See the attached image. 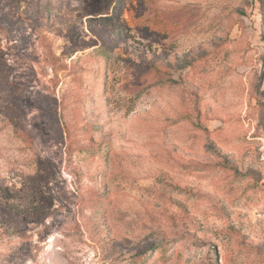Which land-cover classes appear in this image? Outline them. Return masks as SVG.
<instances>
[{
  "label": "rangeland",
  "instance_id": "374dc122",
  "mask_svg": "<svg viewBox=\"0 0 264 264\" xmlns=\"http://www.w3.org/2000/svg\"><path fill=\"white\" fill-rule=\"evenodd\" d=\"M0 264H264V0H0Z\"/></svg>",
  "mask_w": 264,
  "mask_h": 264
},
{
  "label": "trees",
  "instance_id": "16d2710c",
  "mask_svg": "<svg viewBox=\"0 0 264 264\" xmlns=\"http://www.w3.org/2000/svg\"><path fill=\"white\" fill-rule=\"evenodd\" d=\"M173 243H175V241H171V242L165 243V245L163 246V258L164 257H167V254L169 252V249L171 248V246L173 245Z\"/></svg>",
  "mask_w": 264,
  "mask_h": 264
}]
</instances>
